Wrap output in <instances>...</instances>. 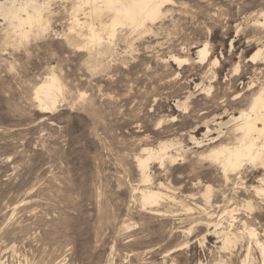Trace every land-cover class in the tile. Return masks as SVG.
<instances>
[{"label":"rangeland","instance_id":"rangeland-1","mask_svg":"<svg viewBox=\"0 0 264 264\" xmlns=\"http://www.w3.org/2000/svg\"><path fill=\"white\" fill-rule=\"evenodd\" d=\"M46 1L54 16L27 37L0 15V264H264V165L228 176L209 156L236 142L218 123L264 85V64L249 60L264 44L254 27L264 0H174L164 20L120 27L117 40L104 15L95 27L111 49L95 55L88 26L72 28L76 0ZM206 41L210 55L199 61ZM53 74L63 95L43 111L34 90ZM164 142L176 160L152 158L144 175L139 157ZM146 188L164 197L148 207ZM224 230L238 236L231 249Z\"/></svg>","mask_w":264,"mask_h":264},{"label":"bare ground","instance_id":"bare-ground-1","mask_svg":"<svg viewBox=\"0 0 264 264\" xmlns=\"http://www.w3.org/2000/svg\"><path fill=\"white\" fill-rule=\"evenodd\" d=\"M72 2H74V1H72ZM72 2H71V4H72ZM171 2H174V0H76V3L73 6L74 10L72 12V19H73V20L71 19L72 23H73L72 28L77 30L76 29L77 26H79V27L82 26V28L84 26H88V29H89L88 31H90L88 34V36H89L88 45L90 47L89 46L88 47L90 48V51H92L94 55H95V52H97L96 54H100V52L103 51L104 48L106 49V46L103 43L104 42L103 41L104 35L102 36L101 32L95 27L96 23L94 22V19L100 20L102 18V16H104V15H107L109 17L108 22H104L105 20L104 21L101 20L99 22L101 24H103V26L105 25L106 30H107L106 33L109 36L108 40H113L114 38H116V36L118 34V29L120 27H122V28L126 27V29L129 28V29H131V31H137L138 29H143V28L145 30L146 29L149 30L148 23L153 24L154 22H156V20H159L160 18L163 19L165 17V11L163 10L164 6L167 3L170 4ZM48 4H49V2L46 0H44V1L43 0L42 1L41 0H4V1L0 0V15H2V17H4L5 19H7L9 21L10 25H12L15 28V31L19 32L20 36L27 37L29 35L30 30H32L35 27H39V28L44 27L46 22H49V18L51 16H54L52 14L50 17L46 16L45 13L48 12V6H49ZM55 6H56V4H55ZM52 8H54V4H53ZM66 8H68V7H66ZM172 8H173V6H172ZM87 9H89V10L86 11ZM57 10H59V9L57 8ZM168 10H170V8ZM51 11H53V10L51 9ZM64 13L65 12H63L62 14H64ZM56 14H57V12H56ZM81 14L84 15L83 19L80 18ZM261 16H262L263 20L258 18L257 21L254 23V27L257 29H264V11L262 12ZM250 17H251V19L253 18L252 15ZM259 17H260V15H259ZM66 20H67V18H66ZM254 21H255V19H254ZM58 23H60V22H58ZM158 25H160V24H158ZM66 26L69 27V25H66ZM9 30H11V29H9ZM35 30H37V29H34V31ZM82 31H84V30L80 29L79 31H75V32H77V34L75 35V33H73L74 35H72V36H75V37H71V38H69V40L70 41L71 40L76 41L77 38L84 36L85 34ZM104 31H102V32H104ZM40 32H42V29L40 30ZM40 32H39V34H40ZM49 32L50 31H48V33ZM14 34H16V33H14ZM66 34H67V32H66ZM107 34H106V36H107ZM61 35H63V34H61ZM67 35H69V33ZM128 36H129V34H128ZM261 36L259 37V39H261ZM121 38H123V37H121ZM65 39L67 40L68 38H65ZM259 39H257V40L259 41ZM115 40H117V38ZM21 41H23V40H21ZM83 43H84V41H83ZM107 43H106V45L108 46L109 49H111L108 45L109 43L108 44ZM72 45H74V44L72 43ZM76 45L79 46L80 44H76ZM82 47H84V45ZM79 48H81V45L79 46ZM108 48L106 49V51L108 50ZM105 49H104V51H105ZM73 50H74V48H73ZM115 50H113V52H115ZM88 53H91V52H89V50H88ZM197 53H198L197 55L199 57L198 58L199 61L206 60L208 58V56L210 55L209 42L206 41L202 46H200ZM90 55L91 54H88L87 56H90ZM171 56H173V55H171ZM94 60L96 62V59H94ZM94 60H93V62H94ZM187 60L188 59H183V58H180L178 56H174V61L179 63V64L184 63ZM249 60L252 62H256L257 60H259V61H261V63L264 64V44L260 45V47L256 50V52L252 55V57ZM101 61H103V60H101ZM112 62L114 63V60ZM216 62H218V61L216 60ZM88 63H89V61H88ZM97 63L98 62H96V64ZM86 65H87V63H86ZM91 65H92V63H91ZM90 67L88 66V68H90ZM103 67H105L104 63H103L102 69H103ZM107 68H109V66H107ZM100 69H98V70H100ZM234 70L235 69H233V71ZM215 75H217V74H215ZM42 81L40 84L38 83V85H36L35 90H34L35 91L34 96H35V100L37 101L40 108L43 109V111H47V109H53L56 106L57 102H59L58 101V100H60L59 95H61V92H63L62 88L65 85L60 83L59 78L54 74L51 76H48V78H46L44 82H42ZM252 84H254V83H252ZM61 85H64V86L62 87ZM259 88L260 89L257 90V92H255V93L253 92L254 93L253 97L251 96L252 99H251V102L247 108L241 109V111L239 110L240 113L238 115H231L227 121H220L218 123L219 128L217 130H215V131L219 132V135L224 136V135H227L226 134L227 130L226 131L223 130L226 127V128H228V130L230 132L233 133L234 136H236V142L234 144H232V143L229 144V142H230L229 141L228 144H219L215 147L212 146L213 148L209 152V156L221 164L225 173L226 172L227 173L232 172V174H233L234 172L240 170L247 163L253 164V165H256V164H263L264 165V85L262 84V86ZM62 95H61V97H62ZM179 104H180V102H179ZM38 105H36V106L38 107ZM180 106H181V104H180ZM211 132H212V129L208 127L207 131L204 133V136H205V138H208L209 140H211L212 141L211 143H215L219 140V138L218 137H209L211 135ZM229 135H231V134H229ZM192 139L197 144L202 146L201 144L203 143V140H199L196 136H192L191 141H192ZM233 140H232V142H233ZM227 141H228V138H227ZM173 145L174 144H172V143H165L164 142V144H162L161 146L159 145L160 146L159 150H154V149L149 148V150H148L149 156H147V158H140L139 157L138 163L140 164V167L143 169L142 171L144 172V175H145V172L147 170L149 160L152 158H159L162 161L167 159V158L171 159L172 161L176 160L177 156L175 157V156L169 154V152H170L169 148L172 147ZM173 148H174V146H173ZM176 151H178V150H176ZM180 151H182V149ZM178 153H179V151H178ZM206 155H208V153ZM206 155H204V156H206ZM262 167H264V166H262ZM226 176H224V177L226 178ZM228 176H229V173H228ZM147 178H149V177H147ZM261 180L264 181V178H262ZM147 183H148V181H147ZM260 183H262V181ZM210 187L212 188V186H210ZM210 187H208L209 189L207 190V193L208 192L211 193ZM157 188L156 189L146 188V189L141 190L140 196H141V200H142L144 205H147L149 207L150 206L149 204H151V205L157 204L164 197V194L161 191L157 190ZM256 191L260 195V194L264 193V188H258ZM204 192H206V190H204ZM207 193L205 194V196L207 195ZM139 194H140V192H139ZM210 197H211V195H210ZM165 202H166V200H165ZM254 204H255V202H254ZM247 206L248 207H246V206H244V207L249 208V209H252L254 207L252 202H248ZM153 211H155V210H153ZM225 212H224V214H225ZM218 226H219V224H218ZM228 230H229V228H228ZM214 231H215V229H214ZM224 232H225V230H224ZM235 233H236V231H235ZM250 234L252 236H256L259 233L257 232V234H256L254 229H250ZM220 235L224 236L223 242H222V244H223L222 246L224 248L231 249L229 247L232 246L234 243H236L238 240V236L234 233L225 232V233H221ZM240 238H241V235H240L239 239ZM257 241L259 243L261 240L259 241L257 239ZM238 242H240V241H238ZM258 243H257V245H258ZM259 244H260L261 253H262V256L264 259V246L261 243H259Z\"/></svg>","mask_w":264,"mask_h":264}]
</instances>
